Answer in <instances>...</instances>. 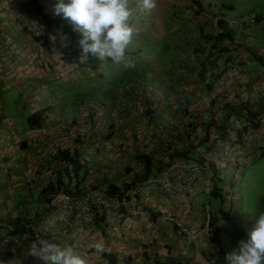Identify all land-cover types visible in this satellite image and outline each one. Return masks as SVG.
<instances>
[{
  "label": "crops",
  "instance_id": "obj_1",
  "mask_svg": "<svg viewBox=\"0 0 264 264\" xmlns=\"http://www.w3.org/2000/svg\"><path fill=\"white\" fill-rule=\"evenodd\" d=\"M190 1L157 0L141 13L131 0L126 55L136 67L125 68L81 54L63 61L81 33L54 14L56 0H39L42 13L31 0H0V238L45 214L51 187L68 188L56 165L66 159L82 195L129 188L104 195L95 227L60 245L87 264H227L264 208V116L244 113L264 107V0ZM200 11L219 15L216 25ZM249 13L250 24H229ZM38 110L43 123L31 128ZM175 158L198 162L190 188L133 192ZM96 241L103 254L89 247ZM29 250L0 248V264H43Z\"/></svg>",
  "mask_w": 264,
  "mask_h": 264
},
{
  "label": "clouds",
  "instance_id": "obj_2",
  "mask_svg": "<svg viewBox=\"0 0 264 264\" xmlns=\"http://www.w3.org/2000/svg\"><path fill=\"white\" fill-rule=\"evenodd\" d=\"M130 3L131 0H56L53 11L81 33L77 43L82 60L86 61L89 56L98 60L108 58L125 68H135L133 58L126 55L134 34L129 24L133 15ZM156 3L157 0H136L141 13L150 12ZM210 54L204 58L208 60ZM89 247L98 254L106 251L102 241L93 242ZM29 248V254L43 264H87L86 258L71 246L61 247L47 239L37 238ZM225 260L227 264H264V208L253 215L247 238L239 240L237 249L226 254Z\"/></svg>",
  "mask_w": 264,
  "mask_h": 264
},
{
  "label": "built area",
  "instance_id": "obj_3",
  "mask_svg": "<svg viewBox=\"0 0 264 264\" xmlns=\"http://www.w3.org/2000/svg\"><path fill=\"white\" fill-rule=\"evenodd\" d=\"M185 1L191 2L190 0ZM199 15L203 20L214 25L219 20V15L208 14L204 11H200ZM253 21L254 15L249 13L233 17L229 24L234 28L250 24ZM215 48L213 38H207L200 45V53L205 57L215 51ZM256 111L260 112L258 114L244 112L246 118L259 121L260 117L264 116V107ZM56 165L66 175L69 183L68 188L58 185L55 189L48 191L46 196L47 212L37 218L27 220L24 224L26 231L22 234L15 232V227L11 228L12 233L7 232L0 238V248L5 249L9 245L29 247L31 242L37 238L47 239L61 245L74 237L76 228L93 229L95 227V215L101 210L103 197L108 195V191H99L95 197L82 195L75 190L76 176L72 172L71 162L59 159L56 161ZM199 171V164L194 160L171 159L155 173L146 175L140 185L133 189V192L156 190L164 195L184 192L197 180Z\"/></svg>",
  "mask_w": 264,
  "mask_h": 264
},
{
  "label": "trees",
  "instance_id": "obj_4",
  "mask_svg": "<svg viewBox=\"0 0 264 264\" xmlns=\"http://www.w3.org/2000/svg\"><path fill=\"white\" fill-rule=\"evenodd\" d=\"M34 4H35V9L37 12L39 13H42V10L43 8H41V5H40V2L39 0H31ZM43 15V18L45 20V22L50 23V20H48L49 18L46 17L44 14ZM82 38L81 36H78V40ZM78 42V41H77ZM81 54V49L77 43V47L76 48H73V47H68L66 49H64L62 51V55H61V58L63 61L65 62H75L77 60V57L78 55ZM89 60L92 62V64H95L97 62V59L95 57H92V56H89L88 57ZM203 63H206L208 64V61L207 60H204ZM248 121V119H247ZM26 122L28 124L29 127L31 128H37V127H40L41 124L43 123V112L41 110H38V111H35L31 114H29L27 117H26ZM254 127H256L258 125V123H252ZM63 157H66V155L64 154H61ZM74 163V162H73ZM75 166V164H74ZM72 172L74 173V175L76 176V183H77V171L75 169V167H73V170ZM82 179V177H81ZM60 181H57V183H59ZM61 183V182H60ZM57 187V186H56ZM52 189L48 190V191H51L53 189H55V186L54 187H51ZM108 188H109V191H108V195L109 194H117L118 196V199L121 198V196L123 195L124 191L129 189L128 186L124 187L123 188V191L119 190L118 187L112 185V184H109L108 185ZM125 199H127V196L125 195L124 196ZM98 215V212L97 214L95 215V218H94V221L96 222L97 221V216ZM26 231V229L24 227H15V232H19L20 234L24 233ZM13 231H8V233H12ZM7 257H8V253L5 254Z\"/></svg>",
  "mask_w": 264,
  "mask_h": 264
},
{
  "label": "rangeland",
  "instance_id": "obj_5",
  "mask_svg": "<svg viewBox=\"0 0 264 264\" xmlns=\"http://www.w3.org/2000/svg\"><path fill=\"white\" fill-rule=\"evenodd\" d=\"M254 168L251 169V171H253Z\"/></svg>",
  "mask_w": 264,
  "mask_h": 264
}]
</instances>
